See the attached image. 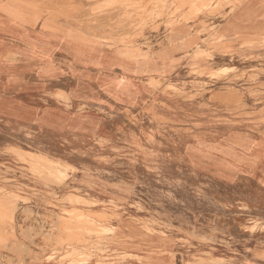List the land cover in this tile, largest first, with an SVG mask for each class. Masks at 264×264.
Masks as SVG:
<instances>
[{
	"label": "rangeland",
	"instance_id": "374dc122",
	"mask_svg": "<svg viewBox=\"0 0 264 264\" xmlns=\"http://www.w3.org/2000/svg\"><path fill=\"white\" fill-rule=\"evenodd\" d=\"M1 3L31 10L19 0ZM230 4L136 0L102 10L114 12L103 25L136 22L130 32L125 24L103 38L94 32L92 46L116 41L114 53L135 61L93 58L72 67L99 69L92 74L113 110L74 105L64 92L48 96L102 121L101 131L72 122L93 141L78 149L80 160L20 141L0 144V264H264V29L238 39L206 21ZM198 17L204 21L195 31H175L181 19ZM58 34L48 32L46 49L62 43ZM29 45L21 49L38 48ZM57 50L66 52L54 47L38 72L58 70ZM19 85L3 80L1 87ZM5 107L27 121L54 120Z\"/></svg>",
	"mask_w": 264,
	"mask_h": 264
},
{
	"label": "crops",
	"instance_id": "0c3cea01",
	"mask_svg": "<svg viewBox=\"0 0 264 264\" xmlns=\"http://www.w3.org/2000/svg\"><path fill=\"white\" fill-rule=\"evenodd\" d=\"M19 1L26 3L31 10L21 13L20 9L4 7L0 0V6L10 10L11 13L14 14L13 16L23 21L20 26L18 25V30L26 29L31 31L57 32L59 33L58 36L61 38L60 40L62 41L61 44L63 47L75 46V42L69 37V33L77 32L84 38L79 41V48L84 52H94L95 55L91 57L100 58V60L94 62L134 63L135 60L129 55L124 56L114 53L120 48V46L115 43L117 36L114 34L109 37L115 42H105L102 40L99 44L101 46L94 47H92L91 42L92 40L99 41L92 37L94 32L101 33L100 35L96 34L97 38L101 36L103 38V36H108L107 34L113 32L118 33L119 24H125L128 32H130L131 27H133L136 22L134 17H129L126 20H116V22L111 23L108 22L103 25V19L106 18L107 20L108 17H112L114 12L110 10L104 15H101V12L104 8L111 9L118 7L119 3L123 4L125 2L126 4H131L136 0ZM231 1H234V5L230 4L221 10L220 13L212 15V17L208 16L206 21L210 25H214L218 31L230 37H239L238 39H241L248 31L255 32L264 29V0ZM72 8L76 10H71ZM1 12L2 11H0V144L4 143L5 140L20 141L24 145L44 150L55 157H60L70 162L80 160L81 157L78 149L88 147L93 141L88 138L84 139L80 129L82 125H80L79 128L74 127L71 125L72 122L81 121L84 125L93 123L101 131L102 121L98 120L95 115L82 117V115L75 113L73 110L66 109V105L63 103H57L52 100L53 98L50 99L48 96H53L57 92H64L70 96L74 105H92L94 107H103L108 110H113L112 103L114 100L108 97L102 90L100 86L101 79L95 78L92 74V72L99 69H92L91 72L82 70L73 71V66L81 69L79 66L80 61L64 51L57 50L55 51L54 57L56 58L58 70L53 73L38 72L37 65L48 64V62L28 52L24 55L21 54L23 52L21 48L29 47L30 45L24 42L22 38L17 37L15 31H13V29L17 28L15 26L17 22L14 21V18H4ZM223 14H227V16ZM21 16L23 18H21ZM93 16H95L97 22H93ZM166 20L167 18L159 20V22L163 23L166 22ZM181 20L178 21L175 26L176 32L195 31V29L203 23L202 21H204V18L198 17L188 22H183ZM5 25L11 26L12 30H8L7 27H4ZM4 28L8 31H5ZM160 31H165V28L162 27ZM13 42H17L19 47L12 44ZM46 44H49V42ZM8 47H10L9 50L12 51L10 54L17 53L19 55L10 57V54H6V49ZM127 47L129 48L130 45H127ZM131 47H134V44H132ZM101 52H108V54L100 55ZM16 62L29 65L25 68L22 66L18 67ZM8 64H10L9 67H7ZM25 78L32 80V86H22L23 79ZM3 80H8L9 84L14 83L16 85L20 83L21 85L16 88L12 86L4 88L1 87ZM44 96L47 97L46 100ZM5 106H13L17 110H29L35 115L51 116L54 120L52 123H44L40 120L27 121L20 117L9 116L5 114ZM60 121L63 122V124H61ZM28 134L30 136H28Z\"/></svg>",
	"mask_w": 264,
	"mask_h": 264
},
{
	"label": "bare ground",
	"instance_id": "6f19581e",
	"mask_svg": "<svg viewBox=\"0 0 264 264\" xmlns=\"http://www.w3.org/2000/svg\"><path fill=\"white\" fill-rule=\"evenodd\" d=\"M0 11H2L1 13L3 14L4 18H7V17H13L14 18V21L17 22V25H15L17 28L16 29H13V31H15V34L17 37H20L24 40V42H26L27 44L30 43V41H32L33 43H37V46L38 48L33 50V51H25V50H22L23 52L21 53L22 55L26 54L27 52L28 53H31L32 55H36V56H39L42 60H47L50 58V52L52 51V49L56 46H59L61 49L65 50L66 52H68L70 55H72L76 60L83 62V63H88L90 62L94 57H91V56H94V52L92 53H88V52H84L83 50H81L78 46L79 44V41H81V39L77 38L76 36H80L79 33L75 32V35H72V34H69V37L72 38V40L75 42V46H65L63 47L62 44H58V45H54V43H50V45H48L47 49L46 47H44L46 44V42H43V41H46V38L48 36V31H31V30H26V29H21V30H18V25L20 26L21 23L23 21H20L17 17L13 16L14 14L11 13L10 10L8 9H4L2 6H0ZM17 8V7H16ZM18 9V8H17ZM24 9V8H23ZM24 11V10H23ZM28 11V10H27ZM9 15V16H8ZM4 27H7L8 30H12V27L11 26H4ZM1 28V27H0ZM5 29V28H4ZM7 29H5V31H8ZM10 32V31H9ZM61 36V35H60ZM81 38H83V36H80ZM59 39H61L59 37ZM16 40V39H15ZM20 40V39H18ZM83 40V39H82ZM72 41V42H73ZM93 41V40H92ZM71 42V43H72ZM83 42V41H82ZM88 42V41H87ZM17 42H13L12 44H15ZM73 44V43H72ZM82 44V43H81ZM80 45V44H79ZM86 46V45H85ZM94 47V46H92ZM92 49V48H91ZM43 51L45 52H48L49 54L46 55ZM87 55V56H86ZM88 57V58H87ZM16 64L18 65V67L22 66V67H27L28 65L27 64H24V63H20V62H16ZM10 64L7 65V67H9ZM89 65V64H88ZM87 65V66H88ZM36 66V65H35ZM86 66V65H85ZM84 67V66H83ZM90 67V66H89ZM34 68V67H33ZM137 69V68H136ZM99 71V70H98ZM102 72V71H101ZM10 76V75H9ZM98 76V75H97ZM115 76V75H114ZM8 79V77H7ZM123 80V79H122ZM105 82V86L107 88H109V90H114V91H120V92H123V93H126L128 92L127 91V88L119 81H114V82H111V83H108L106 81ZM82 253V252H81ZM37 256V255H36ZM39 256V255H38ZM85 256V255H84ZM63 258V257H62ZM74 259V258H73Z\"/></svg>",
	"mask_w": 264,
	"mask_h": 264
}]
</instances>
